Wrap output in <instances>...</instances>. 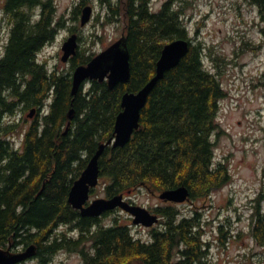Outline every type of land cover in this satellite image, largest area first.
<instances>
[{
  "label": "trees",
  "instance_id": "16d2710c",
  "mask_svg": "<svg viewBox=\"0 0 264 264\" xmlns=\"http://www.w3.org/2000/svg\"><path fill=\"white\" fill-rule=\"evenodd\" d=\"M188 1L168 0L154 12L152 0H100L113 17L126 20L131 79L114 89L106 81H92L88 90L81 88L73 96V71L93 55L78 51L67 75L50 71L38 56L62 22H57L53 1L5 0L12 34L0 58V247L17 252L36 245L40 264H49L63 251L80 254L81 264H206L210 245L199 212L187 216L175 205L157 207L160 227L144 240L122 217L103 223L121 210L82 217L68 202L100 144L114 136L123 95L141 90L155 76L165 45L179 39L191 41L189 52L150 93L131 141L106 149L99 186L105 198L127 199L144 190L186 187L192 202L206 200L231 181L227 164L215 163L213 141L228 93L219 75L205 65L207 46L193 44L185 23ZM83 2L74 7L73 16L81 15ZM251 3L264 19V0ZM21 105L36 109L37 119L18 148L9 137L19 126L6 119ZM262 200L263 195L255 200L251 236L264 249ZM64 227L67 232L61 231ZM219 230L222 240L224 226Z\"/></svg>",
  "mask_w": 264,
  "mask_h": 264
},
{
  "label": "rangeland",
  "instance_id": "374dc122",
  "mask_svg": "<svg viewBox=\"0 0 264 264\" xmlns=\"http://www.w3.org/2000/svg\"><path fill=\"white\" fill-rule=\"evenodd\" d=\"M52 1L57 22H62L58 23L53 42L38 57L50 71L65 75L71 72V60L68 63L62 61V47L72 34L80 38L78 51H85L93 58L125 34V18L117 20L100 0ZM167 1L152 0L151 9L159 12ZM4 2L0 0V57L5 52L8 36L4 32L8 24ZM82 2L83 9L87 6L93 8L92 19L84 27L81 26L82 12L78 17L72 14L74 7ZM188 2L190 5L184 4L187 6L185 23L188 24L193 44L201 41L207 46L205 65L219 75L228 93L221 102L219 134L214 135L213 141L215 163L227 164L232 178L206 200L175 206L183 215L191 216L195 212L201 214L204 239L210 245L206 264H264V249L251 236L255 200L260 195H263L261 204L264 208V19L251 0ZM90 86L91 82H87L84 90ZM30 112L31 109L21 105L14 117L6 119L19 126L18 131L9 137L18 148L23 145L25 132L37 119V113L34 118H29ZM96 190L91 200L105 198L101 185ZM131 196L135 205L150 211L171 205L145 190ZM115 217H122L130 224L132 233L144 240L149 238L151 230L160 227V224L152 229L135 226L130 216L122 211L103 218V223L111 224ZM221 225L226 232L222 240L219 238ZM67 230L61 228L62 232ZM81 263L80 254L63 251L53 257L49 264ZM22 264L40 262L34 257Z\"/></svg>",
  "mask_w": 264,
  "mask_h": 264
},
{
  "label": "water",
  "instance_id": "95a60500",
  "mask_svg": "<svg viewBox=\"0 0 264 264\" xmlns=\"http://www.w3.org/2000/svg\"><path fill=\"white\" fill-rule=\"evenodd\" d=\"M93 8L87 6L82 10L81 26H86L92 19ZM78 35L73 34L62 47V61L68 63L77 55L79 42ZM191 42L185 39L172 41L165 45L159 61L157 62L155 76L138 92L127 91L122 98V112L117 116L114 136L107 142L100 144L97 152L90 159L81 177L74 183L70 193L69 204L80 211L82 217L100 218L108 212L120 209L129 214L135 226L151 228L160 222L158 215L152 214L148 209L132 204L124 195L112 198H98L91 201L92 189L99 185L100 159L108 147H125L132 139L135 131L140 128L142 110L147 104L148 97L157 83L165 74L178 67L187 55ZM130 51L127 47L126 36L114 43L101 54L93 58L87 65L78 66L73 73L72 94L77 96L85 82L107 81L110 89L120 84H128L131 79ZM36 109H32L29 118H34ZM74 110L70 111L72 119ZM70 125V123H69ZM68 125V126H69ZM159 198L165 202L183 204L190 201L189 191L186 187L171 189L162 192ZM37 246L32 245L23 251L13 252L12 249L0 247V264H22L36 257Z\"/></svg>",
  "mask_w": 264,
  "mask_h": 264
},
{
  "label": "flooded vegetation",
  "instance_id": "af4514ba",
  "mask_svg": "<svg viewBox=\"0 0 264 264\" xmlns=\"http://www.w3.org/2000/svg\"><path fill=\"white\" fill-rule=\"evenodd\" d=\"M11 28V25H10V27H8L7 26V28L6 29H4V32H7L8 33V36H7V43L5 44V52L3 53V56L5 55V53H6V47H7V45H8V43H9V38H10V35L12 34V32H11V30L12 29H10ZM0 38H1V34H0ZM2 56V57H3ZM2 57H0V58H2ZM150 193H152V195H154V196H159V193H154V192H150ZM130 202L131 203H134L132 200H130ZM170 202H168V204H169ZM171 205H176V204H173V203H170ZM180 206V205H179ZM154 210H151V212L153 213V214H156L155 213V211L153 212Z\"/></svg>",
  "mask_w": 264,
  "mask_h": 264
},
{
  "label": "bare ground",
  "instance_id": "6f19581e",
  "mask_svg": "<svg viewBox=\"0 0 264 264\" xmlns=\"http://www.w3.org/2000/svg\"><path fill=\"white\" fill-rule=\"evenodd\" d=\"M70 72V71H69ZM15 251V250H14Z\"/></svg>",
  "mask_w": 264,
  "mask_h": 264
}]
</instances>
